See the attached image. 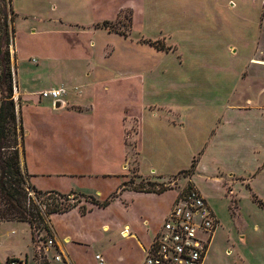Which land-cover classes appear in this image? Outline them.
I'll use <instances>...</instances> for the list:
<instances>
[{"label":"rangeland","instance_id":"1","mask_svg":"<svg viewBox=\"0 0 264 264\" xmlns=\"http://www.w3.org/2000/svg\"><path fill=\"white\" fill-rule=\"evenodd\" d=\"M129 1L133 8H120L112 18L94 21L90 0H11L18 14L15 40L21 51L36 47L38 40L30 38V31L44 29L49 18L58 30L124 38L123 48L137 54L131 68L153 82H147L152 86L146 90V102L153 105L146 112L158 114L168 127L177 126L163 136L168 146L150 147L148 134L139 145V119L125 122L127 187L149 188L140 185L145 179L140 182L137 165L143 169L155 161L164 174L175 171L165 178L155 175L164 178L157 183L176 190L194 185L217 218L206 264H264V0ZM125 2L114 0L113 7ZM75 21L81 24H64ZM105 21L107 27L102 26ZM148 42H156L157 48ZM113 47L106 46L107 55L119 49ZM9 50L12 61L14 43ZM16 58L17 70L25 71L24 57ZM11 71L15 83L14 65ZM135 72L130 70L129 76ZM13 97L19 105L18 88ZM139 107L140 97L118 93L106 113L115 117L127 109L143 116ZM193 160L194 172H181L189 170ZM77 206L90 204L80 199ZM11 229L1 226L0 234ZM13 229L25 235L28 228L20 224ZM39 236L52 237L45 231ZM6 251L7 245L0 247V259Z\"/></svg>","mask_w":264,"mask_h":264},{"label":"crops","instance_id":"2","mask_svg":"<svg viewBox=\"0 0 264 264\" xmlns=\"http://www.w3.org/2000/svg\"><path fill=\"white\" fill-rule=\"evenodd\" d=\"M113 1L90 0L92 13L97 16L94 21L112 18L120 8H133L129 0L117 7H113ZM11 7L16 12L13 2ZM47 21L44 26L43 20L44 29L30 31V38L38 40V47L25 46L21 51L15 40L16 34L13 40L12 65L20 97L17 109L25 132L23 166L28 182L39 191L82 193L98 202H104L116 193L118 196L105 207L90 204L85 207V213L77 206L64 213L49 215L54 246L45 249L34 242L27 223H0V227L8 225L12 228L0 234V247L7 245V254L0 259V264H8L9 260L35 264L36 255L39 263L43 256L48 264H96V255H101L105 264H142L146 250L180 189L154 193L123 187L129 174L125 122H129L130 117H137L139 145L142 146V138L148 134L150 147L168 146V140L163 136L177 126L168 127L158 114L146 112L147 106L152 104L146 102V90L153 82L131 68L132 57L137 54L123 48L124 38L112 33L76 34L72 29H56L55 20L52 22L49 18ZM16 23H13L14 28ZM76 23L81 24L77 21L64 24ZM91 39L93 44H90ZM111 43L119 49L107 55L105 48ZM18 55L27 62L25 71L16 68ZM130 70L137 71L136 75L130 77ZM48 90H61L62 94L57 101L40 99V92ZM118 93L140 97L139 109L144 112L140 116L147 115L148 119L141 120L139 115L129 114L127 109H122L115 117L106 113L117 100ZM56 103H60V107L56 108ZM113 118L116 119L113 121ZM143 166L141 169L137 165L140 182L143 179L157 182L176 174L175 171L164 174L155 161ZM147 175L151 176L148 180L144 178ZM20 224L28 228L25 235H18L13 229ZM213 238L214 235L211 243ZM56 255L60 256L59 261L54 259ZM207 256L208 253L202 264H206Z\"/></svg>","mask_w":264,"mask_h":264},{"label":"trees","instance_id":"3","mask_svg":"<svg viewBox=\"0 0 264 264\" xmlns=\"http://www.w3.org/2000/svg\"><path fill=\"white\" fill-rule=\"evenodd\" d=\"M16 17L11 7V0H0V223H27L32 230L34 240V231L37 233L45 231L47 235H51V229L47 223L49 215L64 213L77 207L80 199L91 205L105 207L118 194H113L104 202H98L92 196L82 193L61 194L55 191H39L29 184L28 174L23 166L25 132L17 104L12 99V61L9 47L14 40L13 22ZM108 25L107 21L102 23L103 27ZM148 43L157 48L156 42ZM195 167L196 160H193L189 170L181 172L193 173ZM129 182H125L123 187H127ZM143 183L140 185L152 189L136 186L131 189L161 193L169 187L157 182ZM156 187L159 189H154ZM80 211L85 213V207H80Z\"/></svg>","mask_w":264,"mask_h":264},{"label":"built area","instance_id":"4","mask_svg":"<svg viewBox=\"0 0 264 264\" xmlns=\"http://www.w3.org/2000/svg\"><path fill=\"white\" fill-rule=\"evenodd\" d=\"M17 95L13 82L12 94ZM61 90H48L40 95L43 98L57 101ZM16 103V98L12 96ZM217 218L206 202V198L194 185L184 184L169 210L160 230L146 250L142 264H202L216 231ZM37 243L43 248L54 246L52 237L41 238L37 233ZM56 261L61 258L54 257ZM96 264H105L101 255L95 256ZM10 260L8 264H19ZM39 264H48L40 256Z\"/></svg>","mask_w":264,"mask_h":264},{"label":"water","instance_id":"5","mask_svg":"<svg viewBox=\"0 0 264 264\" xmlns=\"http://www.w3.org/2000/svg\"><path fill=\"white\" fill-rule=\"evenodd\" d=\"M60 105H61L60 103H56L55 107L58 108V107H60Z\"/></svg>","mask_w":264,"mask_h":264}]
</instances>
